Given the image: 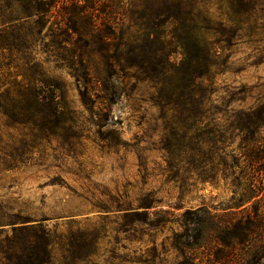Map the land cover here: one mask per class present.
<instances>
[{"label":"trees","instance_id":"obj_1","mask_svg":"<svg viewBox=\"0 0 264 264\" xmlns=\"http://www.w3.org/2000/svg\"><path fill=\"white\" fill-rule=\"evenodd\" d=\"M11 3L0 4L1 65L11 78L2 85L0 106L11 125L31 124L49 136L76 115L66 81L46 69L49 62L66 63L82 104L95 115L113 111L128 74L150 82L154 103L190 123L172 143L178 169L200 171L193 183L182 184V195L221 182L231 193L212 208L202 204L182 214L181 264H264V95L246 108H222L214 99L216 69L225 65L219 59L238 40L255 37L261 0H145L131 10L125 0ZM46 38L50 55L43 60L36 44ZM220 114L228 125L212 123ZM19 230L24 245L18 264H51L48 228L38 222ZM199 255L207 261L195 262Z\"/></svg>","mask_w":264,"mask_h":264},{"label":"rangeland","instance_id":"obj_2","mask_svg":"<svg viewBox=\"0 0 264 264\" xmlns=\"http://www.w3.org/2000/svg\"><path fill=\"white\" fill-rule=\"evenodd\" d=\"M125 1L131 10L145 0ZM261 17L255 37L238 40L219 59L225 65L216 69L214 99L222 108L250 107L264 95V12ZM45 41L49 38L36 44L43 60L50 55ZM1 63L0 51V93L6 78L11 79ZM46 69L66 81L76 115L47 136L31 124L11 125L0 106V259L18 264L24 245L20 226L42 222L53 242L51 264H181L182 214L202 204L212 208L231 195L225 182L218 188L198 184L182 195V184L193 183L200 171H180L178 147L172 143L190 123L163 112L152 99V84L132 74L113 111L95 115L82 104L65 62H49ZM233 97L244 100L230 105ZM226 120L220 114L212 123L228 125Z\"/></svg>","mask_w":264,"mask_h":264}]
</instances>
